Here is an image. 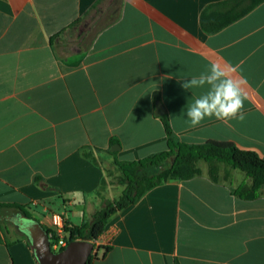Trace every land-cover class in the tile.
Here are the masks:
<instances>
[{"label":"crops","instance_id":"1","mask_svg":"<svg viewBox=\"0 0 264 264\" xmlns=\"http://www.w3.org/2000/svg\"><path fill=\"white\" fill-rule=\"evenodd\" d=\"M225 1L0 0V205L24 208L34 234L53 213L90 221L116 163L168 150L157 103L176 142H232L264 159V2L208 34L203 10ZM213 63L241 82L245 119L193 127L187 106L207 86L183 84ZM237 172L151 189L112 217L92 264H264V187L239 198ZM26 240L0 236V264H38Z\"/></svg>","mask_w":264,"mask_h":264},{"label":"trees","instance_id":"2","mask_svg":"<svg viewBox=\"0 0 264 264\" xmlns=\"http://www.w3.org/2000/svg\"><path fill=\"white\" fill-rule=\"evenodd\" d=\"M263 2L264 0H227L209 5L201 14V26L208 34L217 33ZM161 119L168 138V150L138 162L116 163L122 174L118 177L119 184L125 187L122 194L97 211L90 221H85L80 226L70 227L66 221V233L70 242L97 241L113 216L138 202L157 186L171 180L189 181L200 176L201 163L207 165L209 177L216 183L221 181L222 168H225V181H231L232 171L242 172L245 181L234 191L239 198L254 200L260 195L264 187V159L256 152L240 149L232 142L213 140L203 144L176 142L168 115H163ZM83 155L93 159V153L89 149H84ZM36 182L42 184L39 178ZM106 185L107 181L104 180L103 188ZM18 212L34 220L22 207L0 205V219L5 218L7 213L13 215ZM44 229L46 233L49 232L47 228ZM26 241L29 245L28 240ZM102 250L105 255L110 248L105 247ZM96 258L97 255L92 254L88 264H92Z\"/></svg>","mask_w":264,"mask_h":264},{"label":"clouds","instance_id":"3","mask_svg":"<svg viewBox=\"0 0 264 264\" xmlns=\"http://www.w3.org/2000/svg\"><path fill=\"white\" fill-rule=\"evenodd\" d=\"M235 71V69H231ZM207 91L194 98L187 106V121L196 127L206 118L215 117L225 123L230 120L245 119L244 101L247 99L241 82L232 78L229 71L219 64L213 63L206 73L192 76L190 81L183 84L185 89H202Z\"/></svg>","mask_w":264,"mask_h":264},{"label":"water","instance_id":"4","mask_svg":"<svg viewBox=\"0 0 264 264\" xmlns=\"http://www.w3.org/2000/svg\"><path fill=\"white\" fill-rule=\"evenodd\" d=\"M165 110L160 103H157V115H164ZM120 150V146H113L112 152ZM40 232L32 233L28 230L31 238V249L34 252L38 264H88L91 255L95 250L94 242L72 241L68 246L58 253L51 250L50 241L45 229L39 224Z\"/></svg>","mask_w":264,"mask_h":264},{"label":"rangeland","instance_id":"5","mask_svg":"<svg viewBox=\"0 0 264 264\" xmlns=\"http://www.w3.org/2000/svg\"><path fill=\"white\" fill-rule=\"evenodd\" d=\"M200 167L204 170H207V165L205 163H201ZM224 169L225 168L221 169V175H224ZM114 173L117 176L109 178V180L113 183V187H110L109 191L106 193V197L101 200L99 207L100 210L103 209L107 203L112 202L114 199H118L125 188L124 186H121L118 181V177L122 175L121 171L118 169V171H115ZM237 173L239 174L240 172ZM241 175L245 177L243 173ZM11 217L12 214L7 213L5 218L0 219V236L8 242H10L13 238L24 237V235L17 230L15 224L11 220Z\"/></svg>","mask_w":264,"mask_h":264},{"label":"built area","instance_id":"6","mask_svg":"<svg viewBox=\"0 0 264 264\" xmlns=\"http://www.w3.org/2000/svg\"><path fill=\"white\" fill-rule=\"evenodd\" d=\"M67 223L64 216L60 213H53L47 229L48 239L50 241L51 250L54 253L65 249L69 244L68 234L66 233Z\"/></svg>","mask_w":264,"mask_h":264},{"label":"flooded vegetation","instance_id":"7","mask_svg":"<svg viewBox=\"0 0 264 264\" xmlns=\"http://www.w3.org/2000/svg\"><path fill=\"white\" fill-rule=\"evenodd\" d=\"M23 215H13L11 217L12 222L15 224L16 228L18 231H20L24 237L28 240L29 243H31V238H30V233L28 232L29 226L27 224L26 216L24 218L22 217Z\"/></svg>","mask_w":264,"mask_h":264}]
</instances>
